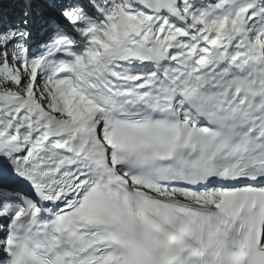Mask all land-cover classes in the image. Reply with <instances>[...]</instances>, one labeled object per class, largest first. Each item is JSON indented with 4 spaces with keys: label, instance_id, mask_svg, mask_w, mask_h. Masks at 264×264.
I'll return each mask as SVG.
<instances>
[{
    "label": "snow or ice",
    "instance_id": "1",
    "mask_svg": "<svg viewBox=\"0 0 264 264\" xmlns=\"http://www.w3.org/2000/svg\"><path fill=\"white\" fill-rule=\"evenodd\" d=\"M0 264H264V0H0Z\"/></svg>",
    "mask_w": 264,
    "mask_h": 264
}]
</instances>
